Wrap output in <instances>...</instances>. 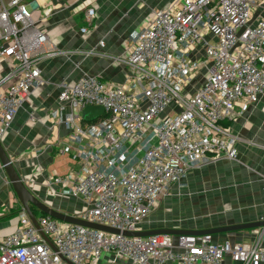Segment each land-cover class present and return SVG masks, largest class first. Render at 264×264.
<instances>
[{
	"label": "built area",
	"instance_id": "obj_1",
	"mask_svg": "<svg viewBox=\"0 0 264 264\" xmlns=\"http://www.w3.org/2000/svg\"><path fill=\"white\" fill-rule=\"evenodd\" d=\"M78 1L90 25L96 0ZM259 9L264 0L173 1L155 12L133 46L117 58L130 69L128 83L91 74L72 85L61 83L58 100L69 107L66 124L80 139L77 156L86 172L54 174L50 181L85 201L77 218L138 231L187 170L204 160L238 157L235 136L220 122L264 94V14L254 18ZM52 12L38 0H0V139L32 91L44 84L42 61L98 53V47L58 49L41 28ZM181 43L187 49L203 46L207 58L206 79L191 99L183 98L167 77ZM174 103L181 111L160 122ZM87 106H101L104 114L85 121L81 114ZM37 220L56 251L22 210L15 230L0 234V264H97L104 255L132 264H223L226 255L241 264L264 263L260 242L230 245L210 234L127 237L49 215Z\"/></svg>",
	"mask_w": 264,
	"mask_h": 264
},
{
	"label": "crops",
	"instance_id": "obj_2",
	"mask_svg": "<svg viewBox=\"0 0 264 264\" xmlns=\"http://www.w3.org/2000/svg\"><path fill=\"white\" fill-rule=\"evenodd\" d=\"M173 1L176 0H96L95 17L87 27L83 21L78 22L75 16L84 14V10H79L82 1L38 0L41 8L53 9L52 17L48 22L42 23L41 28L50 35L52 43L58 49L90 50L98 47L96 55L57 56L42 61L39 67L44 84L32 91L11 127L1 138L6 153L27 187L50 207L75 215L80 208L83 206L86 208L87 205L82 198L64 194L60 184L50 181L54 174L63 176L73 172L77 176H82L86 172L83 159L77 156L76 148L80 144V139L66 124L69 107L58 100L62 90L61 83L72 85L82 74L98 75L116 84L128 83L132 78L130 69L117 61V58L124 56L133 46L138 33L153 20L155 11L166 8ZM39 14L40 11L34 15L38 18ZM261 14H264V9L257 10L254 18ZM85 27L88 30L83 33L82 29ZM205 38L215 40L207 33ZM101 41L104 42V46L100 45ZM206 60L203 46L187 49L184 43L180 44L172 58L167 77L168 82L183 98L191 99L204 83L207 76ZM77 63L80 64L79 67ZM1 70L0 65V72ZM180 111V105L174 103L160 117V122ZM222 125L230 128L235 136L238 159L193 166L185 174L194 182L193 175L199 177V180L203 177L199 198L195 201H200V204L197 202L198 213H205L203 200L213 203L224 198H234L237 208L228 210V214L231 215L227 217V221L211 222L212 217L205 216L204 222L194 220L189 224L183 222L180 226L172 222L167 224L164 219L178 220L186 207L176 209L179 213H175L174 209H168L167 204L166 210L148 218L142 226L143 230L163 226L200 230L264 219V94L246 110L237 107L233 119ZM82 143L87 145V140H83ZM184 202V205L190 206L193 200L187 199ZM18 206L21 204L0 162L1 235H8L15 230L20 214L16 213ZM213 240L227 241L231 245L260 242L264 246V233L257 228L213 234ZM97 264L132 263L122 258L115 259L113 255H104ZM223 264L241 263L234 262L226 255Z\"/></svg>",
	"mask_w": 264,
	"mask_h": 264
},
{
	"label": "water",
	"instance_id": "obj_3",
	"mask_svg": "<svg viewBox=\"0 0 264 264\" xmlns=\"http://www.w3.org/2000/svg\"><path fill=\"white\" fill-rule=\"evenodd\" d=\"M84 114L93 117H100L104 114V109L101 106H87L83 110ZM93 117H88L87 120H91ZM0 162L6 172V175L11 183V186L22 206V208L27 212L30 219L32 220L33 224L39 230L40 234L43 238L47 241V243L51 246V248L56 251V247L50 238L41 230V227L38 223L37 217L35 216L32 206L37 208L40 212L47 214L51 217H54L58 220L65 221L72 224H78L81 226L93 228L96 230H101L104 232L110 233H117L119 234L120 231L117 229L110 228L108 226L84 221L79 219L75 216L66 214L61 212L57 209L50 207L47 203L42 201L33 191L27 187L25 182L23 181L22 177L18 173L17 169L15 168L14 164L10 160L8 154L5 151V148L0 139ZM262 228L264 230V220L261 221H252V222H244L238 224H228V225H221L218 227L206 228V229H172V228H158V229H150V230H143V231H135L129 232L124 231L123 234L126 236H151V235H158V234H170V235H203V234H227L232 232L238 231H246Z\"/></svg>",
	"mask_w": 264,
	"mask_h": 264
},
{
	"label": "rangeland",
	"instance_id": "obj_4",
	"mask_svg": "<svg viewBox=\"0 0 264 264\" xmlns=\"http://www.w3.org/2000/svg\"><path fill=\"white\" fill-rule=\"evenodd\" d=\"M156 11H158V10H156ZM75 16H76V19L78 22L83 21L84 26L89 27V22L86 21V18L84 19L85 13L82 14L81 16L75 14ZM81 116L83 117V119L85 121H95L98 118V117L88 116V115L84 114V112H82ZM88 117H93V118H91V120H87ZM227 122H228V120H225V121H221L220 123L223 124V123H227ZM237 159L238 158H236V159L221 158L219 160H229V161L235 160L236 161ZM219 160H217V161H219ZM210 162H215V161H210ZM210 162H207V160H204V161L199 162L195 166L196 167L203 166L206 163H210ZM204 170H205V168L202 170V174L204 173ZM193 176L195 178V182L193 181V179L188 177L187 174H184L180 179L176 180L170 186V188L161 195L162 198H161V200L159 199L160 201H158V204L153 211L154 215L153 216L151 215L150 217H155V214H158V213L162 212L163 210H166L167 204H168L169 205L168 209L169 208L174 209L175 213H179V211H177L176 209H182L183 207H186V208H184V210L182 211V215H181V213L179 214V216L181 215V218H177L178 220L175 219L173 221H171V218H168V219L165 218L164 219L165 223H167V222L168 223H170V222L178 223L181 226L183 222H185L186 224H189L191 222H194V220L196 222H204L203 217H205V216L206 217H212L210 219L211 222L227 221L226 220L227 217L231 215V214H228L229 213L228 210L232 209V208H237L235 206L236 203L234 202L235 199L234 198H230V199L224 198V199H220L218 201H215L213 203H209L206 200H203L202 206L204 207L205 213H198L199 206L197 205V202L200 204V201L199 200L197 202H195V201L199 198V191L201 190L203 177H201L199 180V177L196 178L195 175H193ZM187 199L193 200V202L191 203L190 206L184 205V203H185L184 201ZM186 204H187V202H186ZM83 210H85V206L80 208V211L78 213L82 212ZM187 211H189V213H187ZM185 220H187V221H185ZM198 224L200 225L202 223H198ZM219 226H221V225H219ZM217 242L218 243H224L227 241H217ZM237 244H240V243H237ZM234 245H236V244H234ZM231 259H232V257H231ZM233 261L237 262L235 260H233Z\"/></svg>",
	"mask_w": 264,
	"mask_h": 264
},
{
	"label": "clouds",
	"instance_id": "obj_5",
	"mask_svg": "<svg viewBox=\"0 0 264 264\" xmlns=\"http://www.w3.org/2000/svg\"><path fill=\"white\" fill-rule=\"evenodd\" d=\"M229 126V125H228ZM238 158V157H237ZM161 198H162V196L160 197V200H161ZM159 200V201H160ZM155 209V208H154ZM22 210H24L23 208L21 209V211ZM25 211V210H24ZM154 211V210H153ZM153 211L150 213V215L147 217V219L140 225V230H138V231H143V229H142V226L146 223V221L148 220V218L151 216V214L153 213ZM26 212V211H25ZM21 213V212H20ZM27 213V212H26ZM47 215V214H46ZM29 216V215H28ZM72 216H75V215H72ZM76 217V216H75ZM39 217H37V219H38ZM54 218V217H53ZM264 220V219H263ZM32 221V220H31ZM65 222V221H64ZM36 227V226H35ZM159 228H172V229H181L180 227H168V226H163V227H159ZM114 229V228H113ZM156 229H158V228H156ZM182 229H185V228H182ZM258 229H261V232L263 231V233H264V230L262 229V228H258ZM150 230V229H149ZM120 231V230H119ZM123 232L124 231H120V233L121 234H123ZM129 232H135V231H129ZM110 233V232H109ZM119 233V234H120ZM113 234H117V233H113ZM124 235V234H123ZM158 235H161V234H158ZM168 235H170V234H168ZM204 235V234H203ZM210 235H212L213 236V234H210ZM126 236V235H125ZM152 236V235H151ZM171 236H174L175 237V235H171ZM177 236H179V235H177ZM127 237H146V236H127ZM229 243V242H228ZM230 244V243H229ZM240 244H244V243H240ZM231 245V244H230Z\"/></svg>",
	"mask_w": 264,
	"mask_h": 264
},
{
	"label": "trees",
	"instance_id": "obj_6",
	"mask_svg": "<svg viewBox=\"0 0 264 264\" xmlns=\"http://www.w3.org/2000/svg\"><path fill=\"white\" fill-rule=\"evenodd\" d=\"M104 116H105V115H104ZM104 116H103V117H104ZM21 209H22V206H18V208H17V210H16L17 215H18V213L21 212ZM32 210H33V212H34V214H35L36 217L46 216V214L40 212L37 208H35V207H33V206H32Z\"/></svg>",
	"mask_w": 264,
	"mask_h": 264
}]
</instances>
